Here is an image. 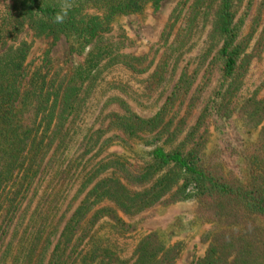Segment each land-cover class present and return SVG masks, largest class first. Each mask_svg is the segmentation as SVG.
Wrapping results in <instances>:
<instances>
[{
    "label": "trees",
    "instance_id": "trees-1",
    "mask_svg": "<svg viewBox=\"0 0 264 264\" xmlns=\"http://www.w3.org/2000/svg\"><path fill=\"white\" fill-rule=\"evenodd\" d=\"M162 1L0 0V240L7 238L0 264H175L180 245L166 244L156 231L144 234L125 257L96 228L106 220L124 236L136 229L125 216L188 199L197 201L196 214L208 223L205 249L192 264H264V92L253 90L236 112L245 133L258 129L255 139L208 149L209 126L224 132L229 125L251 62L264 46V25L255 42V27L243 31L252 0L242 10L243 0H178L145 79L148 93L157 87L167 92L162 103L142 116L125 99L108 97L97 116L100 126L84 134L69 156L71 124L101 62H123L138 73L150 67L140 66L143 57L116 54L104 33L117 17L156 10ZM205 27L197 65L180 66ZM25 30L51 37L52 44L64 37L71 53L84 55L82 62L63 73L32 69L31 43L19 38ZM214 73V88L187 126ZM112 103L119 110L103 113ZM177 104L185 108L178 120L180 108L171 113ZM123 138L143 139L150 146L147 161L119 155L93 161L106 143Z\"/></svg>",
    "mask_w": 264,
    "mask_h": 264
},
{
    "label": "rangeland",
    "instance_id": "rangeland-1",
    "mask_svg": "<svg viewBox=\"0 0 264 264\" xmlns=\"http://www.w3.org/2000/svg\"><path fill=\"white\" fill-rule=\"evenodd\" d=\"M177 1L163 0L156 10L147 7L141 13L119 16L113 22L111 31L104 33L103 41L112 44L116 54L143 57L140 66L148 65L150 67L148 71L138 73L129 69L123 62H116L111 65L105 64L104 61L101 62L100 75L92 85L93 90L85 99L86 102L78 117L71 124L73 138L69 156L75 153V143L80 141L84 134L100 126L102 118L100 116L97 118V116L108 97L116 95L125 99L132 110L142 116L151 115L162 103L167 92L161 94L162 87H157L156 91L148 93L145 90V79L160 56L162 51L161 32ZM245 3L246 0H243L240 10L243 9ZM263 25L264 0H252L245 18L243 31L247 33L252 27H255L256 32L253 40L255 42ZM207 28L198 30L193 38L192 49L183 56L180 66L187 64L192 69L197 65L198 56L205 45ZM19 38H24L31 43L28 62L32 69L35 66H41L44 70L46 68L59 69L63 73L69 71L72 66L81 63L84 58L83 54L70 52L64 37H60L52 44L51 37H34L30 31L25 30ZM120 59L123 60L124 57L122 56ZM102 66L107 67L102 68ZM175 78L176 75L174 80ZM216 79L217 74L214 73L202 99L187 118V126L195 121L199 109L202 108L206 98L214 88ZM255 89L258 90L259 94L264 92V46L251 62L244 84L234 102V115L231 117L229 125L224 132L209 126V150H220L228 144L240 146L255 139L258 129H253L249 134L245 133L241 121L236 117L240 102ZM178 108L180 109L177 111L176 120L183 116L185 109L184 105L179 107L177 104L171 113L173 114ZM111 109L119 110L117 104L112 103L104 109L103 113ZM142 136L143 138L149 137L148 134ZM161 142L158 141L159 144ZM164 147L168 149L169 145L164 144ZM149 149L150 146L146 145L141 138L112 139L104 145L100 153L93 158V161L104 156L119 155L131 162L141 163L147 161ZM228 164L234 165L231 160H228ZM76 186L77 183H74L67 198L73 194ZM196 204L195 199L156 204L135 216H125L126 220L136 225L133 232L126 233L124 236L117 235L113 233L107 221L102 220L96 228V233L99 238H104L107 242L114 244L120 250L121 255L130 257L138 240L147 232L156 231L166 244L178 243L180 245L175 264H192L193 259L200 256L205 249L204 232L208 228V223L196 214ZM259 222L264 224V220H259ZM6 242V237L0 240V249L4 247L3 244Z\"/></svg>",
    "mask_w": 264,
    "mask_h": 264
}]
</instances>
